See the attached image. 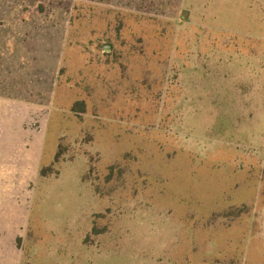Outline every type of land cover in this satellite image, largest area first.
<instances>
[{
  "label": "rangeland",
  "instance_id": "1",
  "mask_svg": "<svg viewBox=\"0 0 264 264\" xmlns=\"http://www.w3.org/2000/svg\"><path fill=\"white\" fill-rule=\"evenodd\" d=\"M0 264H264V0H0Z\"/></svg>",
  "mask_w": 264,
  "mask_h": 264
}]
</instances>
